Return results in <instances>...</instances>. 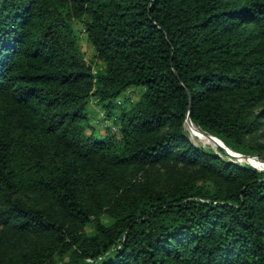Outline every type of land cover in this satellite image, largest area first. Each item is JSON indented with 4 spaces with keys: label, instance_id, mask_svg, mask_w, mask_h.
<instances>
[{
    "label": "trees",
    "instance_id": "16d2710c",
    "mask_svg": "<svg viewBox=\"0 0 264 264\" xmlns=\"http://www.w3.org/2000/svg\"><path fill=\"white\" fill-rule=\"evenodd\" d=\"M188 118L264 157V0H0V264H264V171Z\"/></svg>",
    "mask_w": 264,
    "mask_h": 264
},
{
    "label": "rangeland",
    "instance_id": "374dc122",
    "mask_svg": "<svg viewBox=\"0 0 264 264\" xmlns=\"http://www.w3.org/2000/svg\"><path fill=\"white\" fill-rule=\"evenodd\" d=\"M76 31L79 34L80 37V44L82 47V51L85 53V57L87 59H91L94 55H95V51L93 46L90 44V42L88 41L87 35L83 32V26L82 24H77L76 25ZM98 66L100 69H103L104 65L101 63H98ZM140 93L141 91L139 89H132V91H130V93H127L126 95H124L123 97L119 98L116 100V102L118 101L121 104H125L127 103V101L129 100L131 103H136L140 97ZM95 104H90L88 107V112L90 115V119H89V125H91L93 127V129H90V132H94L95 135L97 137H102L104 136L107 131H108V127H104V126H100L97 125V122L100 121L103 117L106 118V112L107 110L102 109L99 106H93ZM99 107L101 109L102 114H96L95 113V109ZM111 111L114 113H118L119 112V108H111ZM192 127H195L194 124H190ZM191 130V131H190ZM185 131L189 137V139L193 142V144H195L198 147H203V148H212L214 150H217L219 147L216 144V142L214 140H212L211 138H209L211 135L206 134L205 132H203L200 128H189L187 127V123L185 125ZM89 132V133H90ZM220 142V141H219ZM231 154H228L230 157H227V159L243 164V163H247V160H244L242 157H244L245 155H241L238 153H235L233 151L230 150ZM248 161L256 168L260 169V170H264V157L263 156H245ZM248 164V163H247ZM88 232L89 233H93V229L92 228H88Z\"/></svg>",
    "mask_w": 264,
    "mask_h": 264
},
{
    "label": "built area",
    "instance_id": "2783aa9c",
    "mask_svg": "<svg viewBox=\"0 0 264 264\" xmlns=\"http://www.w3.org/2000/svg\"><path fill=\"white\" fill-rule=\"evenodd\" d=\"M130 93V91H128ZM97 125L104 126V127H109L113 133H117V128L113 124V122L107 118H102L100 121L97 122Z\"/></svg>",
    "mask_w": 264,
    "mask_h": 264
},
{
    "label": "water",
    "instance_id": "95a60500",
    "mask_svg": "<svg viewBox=\"0 0 264 264\" xmlns=\"http://www.w3.org/2000/svg\"><path fill=\"white\" fill-rule=\"evenodd\" d=\"M188 120L191 122V120H190L189 118L187 119V121H188ZM209 138H211L212 140H214L220 149L224 150L227 154H231V155H232V153L230 152V150H229L228 148H226V146L223 144L222 141H220L219 139H217V138H215V137H213V136H210ZM219 141H220V142H219ZM242 158H243L244 160H247V163H248L249 165L253 166V165L248 161V159H247L245 156L242 157ZM259 170H260V169H259ZM261 171H264V170H261Z\"/></svg>",
    "mask_w": 264,
    "mask_h": 264
},
{
    "label": "bare ground",
    "instance_id": "6f19581e",
    "mask_svg": "<svg viewBox=\"0 0 264 264\" xmlns=\"http://www.w3.org/2000/svg\"><path fill=\"white\" fill-rule=\"evenodd\" d=\"M186 123H187V127H189V128H192V129H193V128H195V129L197 128L195 125H194L195 127H192L191 125H189V123H190V124H193V123L190 122L189 120L186 121ZM190 131H191V130H190Z\"/></svg>",
    "mask_w": 264,
    "mask_h": 264
},
{
    "label": "crops",
    "instance_id": "0c3cea01",
    "mask_svg": "<svg viewBox=\"0 0 264 264\" xmlns=\"http://www.w3.org/2000/svg\"><path fill=\"white\" fill-rule=\"evenodd\" d=\"M93 106H95V105H93ZM95 113L96 114H102V112H101V109L99 108V107H97L96 109H95Z\"/></svg>",
    "mask_w": 264,
    "mask_h": 264
}]
</instances>
